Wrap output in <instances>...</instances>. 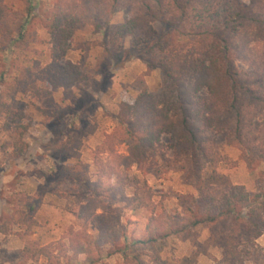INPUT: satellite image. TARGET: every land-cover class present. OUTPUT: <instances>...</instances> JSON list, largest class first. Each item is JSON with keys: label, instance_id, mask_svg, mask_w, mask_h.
<instances>
[{"label": "rangeland", "instance_id": "obj_1", "mask_svg": "<svg viewBox=\"0 0 264 264\" xmlns=\"http://www.w3.org/2000/svg\"><path fill=\"white\" fill-rule=\"evenodd\" d=\"M56 2L5 0L7 13L0 23V264H88L84 254L74 258L64 249L77 233L98 238L95 215L103 212L97 207L101 196L96 184H114L113 175L100 176L114 167L126 196L146 184L154 206L133 211L115 203L119 223L106 235L116 232L119 241H104L95 264H223L205 228L196 230L194 241L169 237L154 244H131L146 236L152 213L165 209L181 214L198 186L184 184L182 171L166 168L160 160L149 170L125 161L129 144L115 117L122 105L146 101L147 95L150 102L161 100L165 86L160 69L148 68L140 50L131 47V37L117 32L130 9H114L102 24L88 21L72 29L66 59L81 68L86 80L53 90L31 79L51 63V36L41 19ZM106 135L114 136L112 153L99 152ZM216 143L218 160L207 167L205 181L264 193V161L249 170L237 148L226 146L219 135ZM256 242V254L264 252V230ZM49 244L54 254L65 255L48 260L23 250ZM113 247L118 252L107 256ZM258 264H264L263 257Z\"/></svg>", "mask_w": 264, "mask_h": 264}, {"label": "trees", "instance_id": "obj_2", "mask_svg": "<svg viewBox=\"0 0 264 264\" xmlns=\"http://www.w3.org/2000/svg\"><path fill=\"white\" fill-rule=\"evenodd\" d=\"M117 8L131 11L118 34L131 37V47L140 50L148 68L160 69L165 82L161 100L150 102L147 95L146 101L122 105L115 117L129 144L125 161L149 170L160 160L166 168L181 170L184 184L198 186L181 214L165 209L152 213L146 236L131 244H154L169 237L194 241L196 230L205 228L223 264L250 260L258 264L264 258V252L256 254L260 249L256 241L264 230V193L206 182L204 175L218 160V135L226 146L239 150L247 169L264 161V0H57L41 19L51 36V63L31 79L44 81L53 90L86 80L81 68L66 59L72 29L88 21L102 24ZM6 13L5 0H0V23ZM21 29L19 39L24 35ZM113 137L106 135L99 152H113ZM111 175L114 184H96L101 196L97 207L106 214L95 215L98 238L77 233L64 249L74 258L84 254L88 264L101 259L108 238L119 241L116 232L106 235L119 223L115 203L133 211L154 206L146 184L126 196L116 167L100 176ZM23 250L48 260L65 255L54 254L50 244ZM117 250L109 249L107 256Z\"/></svg>", "mask_w": 264, "mask_h": 264}]
</instances>
